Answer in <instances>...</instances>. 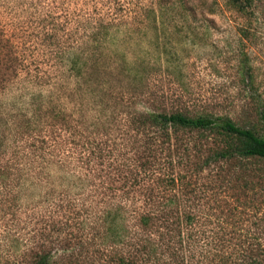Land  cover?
<instances>
[{
    "label": "rangeland",
    "instance_id": "obj_1",
    "mask_svg": "<svg viewBox=\"0 0 264 264\" xmlns=\"http://www.w3.org/2000/svg\"><path fill=\"white\" fill-rule=\"evenodd\" d=\"M101 18L120 31L99 48L77 46L86 55L85 68L82 75L73 70L74 76L55 50L83 39L91 27L81 21ZM56 28L62 46L55 43ZM12 43L17 47L9 57L22 52L29 72L16 76L13 68L20 64L4 60L5 44ZM34 72H45L52 90L35 88L27 75ZM31 91L42 93L34 101ZM251 93L264 103V0H255L252 17L227 0H0V167L24 146L45 147L46 136L58 159L48 180H26L16 160L10 161L13 173L0 177V264H24L41 245H96L101 213L114 193H122L102 183L131 181L138 171L148 181L155 172L182 175L200 229L221 235L226 227L233 242L263 245L262 180L235 163L203 169L209 132L171 131L166 137L139 121L143 112L180 110L255 123ZM25 114L45 123L28 130ZM247 180L255 181L254 189ZM200 232L201 244L207 238L206 230Z\"/></svg>",
    "mask_w": 264,
    "mask_h": 264
},
{
    "label": "trees",
    "instance_id": "obj_2",
    "mask_svg": "<svg viewBox=\"0 0 264 264\" xmlns=\"http://www.w3.org/2000/svg\"><path fill=\"white\" fill-rule=\"evenodd\" d=\"M227 2L230 8L239 14L249 17L255 15V0H227ZM156 12L157 10L154 9L150 14L156 17ZM45 20L48 21L43 19V22ZM81 22L85 26L84 29L87 30L89 26L91 30L83 35L81 41L69 48L57 47L54 53L55 57L70 65L69 68L74 76L73 70L82 75V70L85 68L82 60L86 55H80L82 51L76 52L77 46L86 43L89 44V49L92 44H96V48H99L100 45L116 38L120 31L119 25L111 20L101 18L95 22L89 20ZM52 24L56 27L59 23L53 20ZM58 30L56 28L54 40L57 46H62L58 39ZM39 33L43 35L42 31ZM244 36L249 37V31L246 30ZM5 47L8 51L3 55L4 60L20 64L19 67L13 68L16 76L21 75L22 70L28 71L27 66L30 64H25L26 55L22 52L17 51L9 57L8 53L13 52L17 45L5 44ZM93 53L95 52H92V56L95 55ZM7 55L8 59L5 58ZM250 68L248 63L244 64V73L249 77L252 88H255V78ZM36 73H27L29 82L37 89L52 90L53 85L48 83L47 74ZM39 93L42 92L31 91L28 97L35 101ZM251 94L257 109L255 113L258 120L255 123L253 119L243 123L229 115L190 114L174 110L143 112L139 118L140 127L144 130L160 132L166 137H169L171 131L209 132L212 135V146L200 166L204 169L218 164L224 166L235 163L244 169L248 176L254 174L258 177V181L262 180L261 184L264 187V103L255 93ZM1 104L3 103L0 102ZM46 112L48 118L49 111ZM25 116L28 130L36 131L45 123L42 117L38 118L36 115L28 117V114ZM37 136L39 138V135ZM49 139L50 136L43 138L45 147L24 146L13 152V158H10L7 166L0 167V177H8L13 173L10 161L16 160L21 163L23 170L20 176L26 180L29 177L50 179L53 176L54 160L58 159L54 157V142ZM85 175L89 176L88 173ZM153 175V177L149 176L151 181H148L145 175L140 177L138 171L133 173L131 181L126 179L122 183L108 187L102 183V187L122 193L119 194V198H117L118 194L114 193L112 198H116L113 200L111 198L112 205L103 209L102 232L99 235L100 241L96 245L92 246L94 244L92 242L87 245L78 243V246L72 247L59 245L56 248L41 245L33 250L31 259L24 264H264V244L254 248L246 247L241 242H233L235 237L226 227H222L221 235L209 227L199 228L200 216L191 209L193 198L189 196L191 193L183 189L182 175L168 171L160 174L155 172ZM244 178L246 180V177ZM254 182L247 180L245 184L254 189ZM100 184L101 182L97 187H100ZM97 187L94 184L90 190L94 191ZM200 230H206L207 238V241L201 244Z\"/></svg>",
    "mask_w": 264,
    "mask_h": 264
}]
</instances>
